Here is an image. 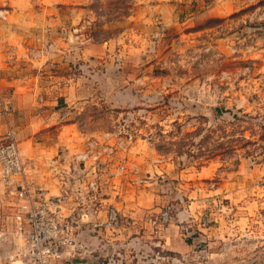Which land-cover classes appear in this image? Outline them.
Listing matches in <instances>:
<instances>
[{
    "label": "rangeland",
    "instance_id": "rangeland-1",
    "mask_svg": "<svg viewBox=\"0 0 264 264\" xmlns=\"http://www.w3.org/2000/svg\"><path fill=\"white\" fill-rule=\"evenodd\" d=\"M0 82L42 126L43 109L67 113L70 155L103 152L130 228L93 236L111 246L95 262L264 264V0H0ZM19 108L21 147L48 166L57 148L17 130Z\"/></svg>",
    "mask_w": 264,
    "mask_h": 264
},
{
    "label": "built area",
    "instance_id": "built-area-1",
    "mask_svg": "<svg viewBox=\"0 0 264 264\" xmlns=\"http://www.w3.org/2000/svg\"><path fill=\"white\" fill-rule=\"evenodd\" d=\"M102 153L89 144L75 154L70 161L69 177L61 179L62 185L53 194L35 182L29 166L31 158L8 125L0 142V181L6 195L16 201L15 235L23 244L11 254H0V264H64L66 259L70 260L68 264H79L93 236L97 234L102 242L109 234L128 228L121 211L109 203L102 190ZM124 167L119 165L117 174ZM209 221L202 216L201 230Z\"/></svg>",
    "mask_w": 264,
    "mask_h": 264
},
{
    "label": "crops",
    "instance_id": "crops-1",
    "mask_svg": "<svg viewBox=\"0 0 264 264\" xmlns=\"http://www.w3.org/2000/svg\"><path fill=\"white\" fill-rule=\"evenodd\" d=\"M5 72H7V70H5ZM6 83H12L11 81H7V76L5 75L4 77ZM9 88L7 86H5V84H2L0 82V142H2L4 140V137L6 135L7 132V126L10 125L11 127L15 128L14 126H16L17 123V118H18V108L22 107L24 108V110H21V113H23V115H25L24 117V127H17L18 128H23V131H27L25 132V136L28 139V141H35V145L38 146H46L48 148H57L56 151V155L52 158V160L48 161L47 164L48 166H41V164H37V162L39 161H35L34 157L31 156V160H29V166L31 167V172L33 173V178L35 180L36 183L43 185L45 188H47L49 190L50 193H57L59 186L62 185L61 183V179L64 177H69V169H70V161L67 159V157L72 156L71 159L73 158V156L75 154H77L78 152L82 151L84 148H75V154L70 155V151H68V149L70 148V144H67V141L65 139V141L63 142V144L66 145H59L62 144L60 142L61 139V134H62V130L65 128V126H67L64 122L66 121V116L67 113H65V115L59 116V118L55 115L58 114V111L54 110H47V109H43L42 111H40V113L38 114H42L45 119L44 120H49L48 122L51 123L53 121V119L55 120V124L57 126H51V124L44 123V126H42V121H38L34 118V114L35 111L32 109L33 107H30L28 110V106H21V98L18 96H13L11 94H9V92L7 91ZM31 101V99H28L27 96H25L24 99V103H27L26 101ZM41 100L44 101V98H41ZM40 100V101H41ZM54 105H58V110L59 113H61L63 110V106L66 107L67 104V99L65 98H60L58 97L56 100H53L51 102ZM20 109V108H19ZM36 116V115H35ZM41 120V119H40ZM45 122V121H44ZM18 124V123H17ZM77 146V145H76ZM30 158V156H29ZM104 170V169H103ZM102 176H105L104 174ZM107 194V193H106ZM108 195V194H107ZM11 197H8L5 193V188L3 186V184L0 181V208L1 207V203L6 202L9 203V205H11ZM14 205H16V203H14ZM4 207V206H3ZM0 209V210H1ZM6 209V208H5ZM3 211L0 212L1 214H3V219L0 221V224H2L3 228L6 227L5 224H11L12 226V230H13V234L10 236L13 237V241L10 244H6L5 242L1 244L0 246V254H11L14 252V250L20 246H22L21 242H20V238L17 237L15 235V227L17 224V207L14 206V209L11 208L12 212H5L4 213V208L2 209ZM7 211V210H6ZM8 216V220H5V217ZM4 234V233H3ZM110 243V242H108ZM135 242L131 241V242H120V243H115L112 244L114 246H116V248L118 249H134L135 247ZM89 249L88 252L86 254H84V258L82 260L81 263L79 264H145V262L140 263L137 262L135 260V257H132L133 259L130 260V262L125 258V256H122L121 258H114V259H106V261H102L101 263H97L95 262L94 258H93V252H95L96 250H100L101 252H103V250L107 249L108 244H102L101 242H94L92 241L89 244ZM110 245V244H109ZM64 264H68L70 263L69 259H66L64 262ZM14 264H21V262H14Z\"/></svg>",
    "mask_w": 264,
    "mask_h": 264
},
{
    "label": "bare ground",
    "instance_id": "bare-ground-1",
    "mask_svg": "<svg viewBox=\"0 0 264 264\" xmlns=\"http://www.w3.org/2000/svg\"><path fill=\"white\" fill-rule=\"evenodd\" d=\"M21 243L23 244L22 240H21Z\"/></svg>",
    "mask_w": 264,
    "mask_h": 264
}]
</instances>
